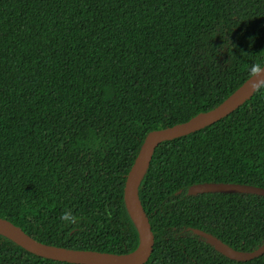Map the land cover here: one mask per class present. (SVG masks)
<instances>
[{"label": "trees", "instance_id": "obj_1", "mask_svg": "<svg viewBox=\"0 0 264 264\" xmlns=\"http://www.w3.org/2000/svg\"><path fill=\"white\" fill-rule=\"evenodd\" d=\"M264 66V0H0V217L41 243L114 254L141 238L128 174L154 131L206 113ZM264 83L236 110L163 141L139 185L155 243L144 264L231 259L264 243ZM65 214L68 219H63ZM0 264H77L0 233Z\"/></svg>", "mask_w": 264, "mask_h": 264}, {"label": "water", "instance_id": "obj_2", "mask_svg": "<svg viewBox=\"0 0 264 264\" xmlns=\"http://www.w3.org/2000/svg\"><path fill=\"white\" fill-rule=\"evenodd\" d=\"M264 68V66L262 67ZM259 83L254 88L253 82ZM264 83V70L253 74L234 94L216 108L195 116L190 120L152 132L145 140L126 181L125 200L135 221L141 238L139 248L128 254H114L92 250H81L58 247L41 243L11 221L0 217V233L14 239L27 250L43 257L77 264H144L150 258L155 236L149 218L139 196V185L144 177L154 152L160 143L175 139L200 130L224 118L241 106ZM207 192L248 193L264 196V187L251 184L205 182L197 183L188 189V194L195 195ZM196 234L206 238L216 250L225 256L239 261L254 259L264 253V243L252 251L238 250L225 243L217 236L200 228L192 229Z\"/></svg>", "mask_w": 264, "mask_h": 264}, {"label": "clouds", "instance_id": "obj_3", "mask_svg": "<svg viewBox=\"0 0 264 264\" xmlns=\"http://www.w3.org/2000/svg\"><path fill=\"white\" fill-rule=\"evenodd\" d=\"M257 74H259V73H261L262 72V70H264V68H255V69H253ZM259 83V81H257V82H253V87L255 88L256 87V85ZM69 217H68V215L67 214H65V216L63 217V219H68Z\"/></svg>", "mask_w": 264, "mask_h": 264}]
</instances>
